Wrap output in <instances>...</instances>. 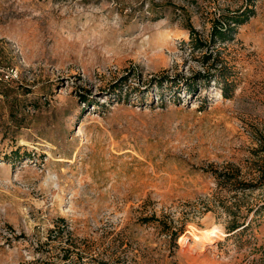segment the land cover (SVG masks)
I'll return each instance as SVG.
<instances>
[{
	"label": "rangeland",
	"instance_id": "1",
	"mask_svg": "<svg viewBox=\"0 0 264 264\" xmlns=\"http://www.w3.org/2000/svg\"><path fill=\"white\" fill-rule=\"evenodd\" d=\"M245 7L0 0V264H264V184H240L263 181L264 0L235 40H208ZM187 24L208 47L193 50ZM210 52L228 95L186 88L215 71Z\"/></svg>",
	"mask_w": 264,
	"mask_h": 264
},
{
	"label": "trees",
	"instance_id": "2",
	"mask_svg": "<svg viewBox=\"0 0 264 264\" xmlns=\"http://www.w3.org/2000/svg\"><path fill=\"white\" fill-rule=\"evenodd\" d=\"M246 1V7L240 11L231 13V12H223L221 14V18L218 19H214L213 21V25H212V29L210 31L209 34V43L213 46H219L221 44H225L227 42L233 41L236 38V32H237V26L239 24H243L244 22H246L252 15L255 14V9H254V3L257 0H245ZM187 28L189 29V34L191 37V47L193 48V50L197 49V50H203L204 48L208 47L207 42L203 41L200 37H198V33L196 32V29L191 25V24H187ZM203 63H209L210 61H212L211 63V69L215 70V71H208V72H202L199 71L196 74V80L194 79V81L192 82H187V86L186 88L188 90H192L194 91L197 88V82H200L201 84H209L211 81H214L220 88V90L222 91V93L224 95H228L229 92L232 90V83H230L229 81V75L227 74V67L225 65L224 60L220 57V54L217 53H204L203 54ZM168 77L163 76L162 78L156 79L151 81L152 83L155 82L156 83V87L158 90H163V81L167 80ZM124 82H126L125 79H122V83L123 84H114L113 88H112V92L114 93V95H116V97H124L125 95H127L128 93L124 91ZM150 82V83H151ZM149 83V84H150ZM151 85V84H150ZM149 92V89H147L146 94ZM5 96L7 98H10V94L8 92H4ZM145 96V94L143 95ZM83 98V102H88L89 104L93 101L89 100L88 97H86L85 95H82ZM11 105H10V114H11V120H16V116H15V110H14V106L19 102V97H15L14 99L11 97L10 101ZM100 104L98 101H94L93 104ZM16 123L14 124L16 127H21L22 126V121H15ZM20 153V149H16L12 151V156H18ZM215 175L217 177V179L221 180H227L229 182H233V184H238V179L237 178H232L230 176L226 177V174H222V173H217L215 172ZM259 179H263L264 181V163L262 166V173L259 177ZM262 181V182H263ZM256 182V183H251V182H240V184L242 185L243 188H256L261 186L262 184H264V182ZM262 208H264V206L260 207L259 209H257L255 211L256 214H259L262 210ZM243 224L239 223L237 220H233L228 227L229 232H235L238 229H240V227H242ZM170 230V229H168ZM169 235L172 238V241L174 243H176L177 238L179 237V233L177 231H169Z\"/></svg>",
	"mask_w": 264,
	"mask_h": 264
},
{
	"label": "bare ground",
	"instance_id": "3",
	"mask_svg": "<svg viewBox=\"0 0 264 264\" xmlns=\"http://www.w3.org/2000/svg\"><path fill=\"white\" fill-rule=\"evenodd\" d=\"M210 231H211V232H213L214 230H210ZM210 231H208V230H207L206 232H204V235H207V234H209V233H210ZM215 231H219V230H217V229H216ZM215 231H214V232H215Z\"/></svg>",
	"mask_w": 264,
	"mask_h": 264
}]
</instances>
